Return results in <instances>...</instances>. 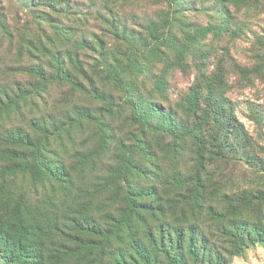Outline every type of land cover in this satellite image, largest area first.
Listing matches in <instances>:
<instances>
[{"label": "trees", "instance_id": "obj_1", "mask_svg": "<svg viewBox=\"0 0 264 264\" xmlns=\"http://www.w3.org/2000/svg\"><path fill=\"white\" fill-rule=\"evenodd\" d=\"M114 1H99L97 14L110 11ZM165 1L167 14L133 24L139 30L118 12H108L110 19L102 16L108 34L122 44L108 50L103 39H74L72 31L57 23L75 3L31 0L30 20L16 37L19 62L28 64L9 72L31 81L0 83L4 264H230L235 257L246 261L249 248L264 242V185L227 193L212 185L210 177L203 178L210 164L239 159L250 174H264V161L252 152L256 141L238 123L235 105L227 98L229 89L241 90L255 80L264 83V0H211L206 8L191 4L190 11L210 18L198 27L177 18L187 0ZM174 27L182 37L173 33ZM209 36L228 44L245 42L251 67L238 65L227 47L221 54L205 48L202 42ZM94 46L98 58L92 65L83 63L81 56ZM189 60L196 72L174 112L153 96H163L170 71L187 75ZM209 62L213 70L206 74ZM156 64L161 65L159 75L152 76V90L146 92L137 79ZM230 71L238 87L228 85ZM82 80L88 82L86 89ZM102 85L112 88L105 91ZM63 86L84 93L104 114L75 106L57 116L38 108L50 88ZM123 111L133 129L125 140L116 137L105 117L120 118ZM250 119L257 127L256 111ZM85 125H94L96 136L77 153L75 137L83 135ZM186 141L195 158L192 170L182 174L177 164ZM158 156L170 164L169 173ZM17 176L25 180L26 191L16 187ZM207 188L222 195L220 207H204ZM39 190L45 192L42 208L28 201V194ZM174 193L176 200L169 198ZM54 194L63 199V213Z\"/></svg>", "mask_w": 264, "mask_h": 264}, {"label": "rangeland", "instance_id": "obj_2", "mask_svg": "<svg viewBox=\"0 0 264 264\" xmlns=\"http://www.w3.org/2000/svg\"><path fill=\"white\" fill-rule=\"evenodd\" d=\"M101 0H68L70 4L75 3L76 7L70 11L68 15H62L60 22L64 29H69L73 32V37L76 39L80 36H85L88 39L93 37L97 39H103V46L107 47L108 50L114 48H121L122 44L116 43L113 36L108 34L106 30V25L100 21L102 16L108 15V12L111 10L113 13L118 12L119 17L123 18L129 27L135 28L133 26H139L145 20L148 19H157L158 17L165 16L167 14V4L165 0H115L112 2V7L110 11H106L104 15H98L96 10H99V6L95 7L96 4ZM211 0H187L185 11L182 14H177V18L181 19L182 22L192 25L193 27L207 25L210 21L208 15H204L202 12L190 11L193 7L191 4H195L197 7L204 6L209 7ZM31 0H0V83L3 84L4 80L7 79V85H23L28 84L31 80L27 76L20 74H11L9 75L10 70L17 69L19 67L27 66L28 62H19V54L17 53V43L16 37L20 36L21 32L24 31L26 23L29 22V13L31 11ZM190 4V5H189ZM39 11L43 9L39 8ZM107 19H110L107 16ZM264 26V25H263ZM35 25L32 27L33 33L35 32ZM139 30L138 28H135ZM258 30V29H256ZM173 33L178 37H182L181 32L177 28H172ZM3 32L7 34L4 35ZM49 32V31H48ZM203 46L207 49H212L215 52L221 54L222 50L225 48L230 49V55L233 59L237 60V64L246 65L247 68H250L251 65L248 62L247 54V45L243 41H236L234 44H228L226 41H215L212 40L209 36L206 40L202 42ZM219 48H222L219 50ZM98 48L94 46V50H88L81 56V61L87 63L88 65L93 64V60L98 58L97 55ZM19 57V58H18ZM190 69L187 75H182L176 70L170 71L166 77L165 82L167 84V90L161 98L158 96H153L155 101L160 102L164 108L172 107L175 112V104L178 103L181 96L184 94L186 89L190 86L193 81L196 69L194 68V63L189 60ZM209 62L210 68L206 72L209 74L212 71V65ZM249 64V65H248ZM232 67V66H229ZM159 69L161 65L156 64L149 68L150 71H146L143 76H140L137 79V83L142 85L146 92L152 90V76L159 75ZM233 69V68H232ZM87 76L91 77L90 69H85ZM6 76V77H5ZM96 81V78H93ZM226 80L228 85L238 87L237 78L234 77V74L230 71L226 75ZM84 81L85 89L88 87V82ZM99 86V84H98ZM69 87L63 86L61 88H50L48 92L42 96L41 100L38 101L39 104L44 103L43 105H38L39 109H46L53 111L57 116H60L62 112L69 111L71 112L75 106H80L85 109H88L91 114L99 116L104 114L101 109V106L94 104L87 100L86 96L82 92H72L68 90ZM102 88L106 90L112 88V86H103ZM114 93V97L116 96ZM227 98L235 105V115L238 123L243 125L244 131L248 133L250 138H253L256 143L253 145L252 152L254 155H257L260 159L264 161V140L259 139L260 132L261 136L264 135V83L259 80H255L252 86H247L241 90L235 88L229 89ZM117 97L114 98V103ZM252 104V105H251ZM252 111V112H250ZM257 112L258 123L257 127L255 123L250 119V115L253 112ZM180 113V112H177ZM128 115L126 111H123L120 118L115 116L108 117L105 116L106 122L110 126V130L116 135L117 138L126 139V136L131 129L128 126V123L125 117ZM179 115V114H178ZM84 133L82 136L76 134L75 137V146L73 149L77 153H82L84 148L89 147L88 144L90 140L94 139L96 136V129L94 125H85ZM250 143V142H248ZM256 145V146H255ZM251 149V148H250ZM194 148L190 141H186L183 145V151L181 152L179 162L177 164V170L182 174L190 172L194 166ZM71 155H68L70 158ZM159 157V164L161 165L164 172L169 173L171 171L170 164L166 161L165 157ZM235 162H230L224 164L223 161H218L215 164H210L207 170L203 173V178L208 180L210 177L212 185H215L220 188L221 192L231 193L240 189H244L247 186L253 188L263 187L264 182L260 179H264V174L261 175H252L249 173L251 171L248 165L244 164L243 160H234ZM74 163L72 161L70 164ZM18 177V178H17ZM15 178L18 184L16 187H20L21 190L26 191L27 185L23 182V178L17 176ZM14 178V179H15ZM264 188V187H263ZM158 192L162 193V189L158 188ZM220 192V193H221ZM26 193V192H23ZM45 192L39 190L33 195L28 194V201L35 206L41 207L40 201L42 195ZM165 193V190H164ZM169 195V194H168ZM168 195L164 196L167 197ZM207 203L204 207L208 205H215L217 208L220 207V200L222 198L221 194L216 193L212 188H207ZM53 202L56 203L57 208H59L61 213L64 211V207L60 204L63 199L59 194L53 195ZM169 198L176 200L175 193L170 194ZM179 199V198H178ZM204 210V208H203ZM203 221V220H202ZM202 229L205 233H208L206 223L202 222ZM0 264H4L2 259H0ZM205 264V263H198ZM230 264H264V242L255 245L254 247L249 248L247 254V260L242 258L235 257L231 260Z\"/></svg>", "mask_w": 264, "mask_h": 264}]
</instances>
